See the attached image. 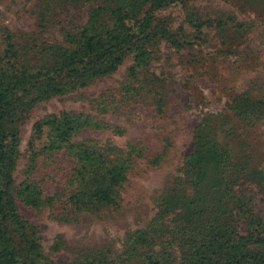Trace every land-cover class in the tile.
<instances>
[{"label": "rangeland", "instance_id": "obj_1", "mask_svg": "<svg viewBox=\"0 0 264 264\" xmlns=\"http://www.w3.org/2000/svg\"><path fill=\"white\" fill-rule=\"evenodd\" d=\"M43 0H0V57L6 38L24 46L33 34L50 44H64L58 12L45 30L37 14ZM204 18L231 17L227 33L189 28L183 48L165 42L154 49L152 66L162 72L157 83L146 69L131 74L133 55L115 73L86 88L37 104L21 127L16 184L37 183L45 197L61 195L41 209L20 201L22 217L35 226L43 252L57 264H141L143 255H170L184 264L173 214H163L172 192L193 194L187 163L195 151L196 132L208 120L218 141L240 170L236 194L264 231V109L246 114L239 102L264 104V0H190ZM177 22L180 10L167 12ZM87 10H76L71 27L86 23ZM80 114L108 129H85L73 144L136 148L128 180L118 190L116 206L74 211L66 204L74 161L67 153H41L44 136L31 142L34 125L49 116ZM39 154L30 171L33 154ZM41 153V154H40ZM172 191V192H171ZM244 222L240 231L244 232ZM144 234L147 244L138 236ZM138 240V241H136ZM136 250L138 257H133Z\"/></svg>", "mask_w": 264, "mask_h": 264}, {"label": "trees", "instance_id": "obj_2", "mask_svg": "<svg viewBox=\"0 0 264 264\" xmlns=\"http://www.w3.org/2000/svg\"><path fill=\"white\" fill-rule=\"evenodd\" d=\"M87 10L86 23L71 27L76 10ZM180 10L177 22L167 12ZM58 12L64 44H50L36 34L24 46L6 38L7 50L0 57V264H57L44 252L34 225L20 214V201L41 209L61 197H45L37 183L17 186L21 127L33 108L55 97L66 96L107 77L133 55L131 74L146 69L157 83L162 72L151 65L154 49L165 42L183 48L189 28L196 33L214 30L227 33L232 22L204 18L190 0H43L37 14L39 29L45 30ZM244 112L257 113L264 104L243 100ZM85 129H108L102 122L80 114L53 115L38 121L33 141L46 137L49 145L41 153H67L74 161L69 181L72 191L66 204L74 211L116 206L118 190L127 182L131 157L136 148H103L73 144ZM40 153V154H41ZM39 154H33L30 171ZM193 194L172 192L164 200L163 214H173L171 234L179 237L184 264H264V231L261 221L249 215L236 194L240 168L215 134L211 121L196 132L195 151L187 163ZM263 173H256L258 176ZM245 225L240 231V222ZM139 240V241H138ZM147 244L144 234L138 236ZM134 256L138 257L136 250ZM141 264H171L170 255L149 253Z\"/></svg>", "mask_w": 264, "mask_h": 264}]
</instances>
